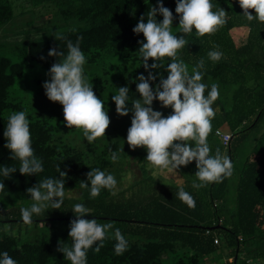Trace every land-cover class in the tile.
Masks as SVG:
<instances>
[{"label": "trees", "instance_id": "obj_1", "mask_svg": "<svg viewBox=\"0 0 264 264\" xmlns=\"http://www.w3.org/2000/svg\"><path fill=\"white\" fill-rule=\"evenodd\" d=\"M16 1L30 3L34 9L51 10L52 6L55 19L78 20L84 25L27 41L18 50L22 57L20 61L8 55L0 43V167L17 168L11 178H4L0 173V181L5 184L4 191L0 192L1 210H5V201L14 207L20 201L29 200L31 195L26 189L39 181L60 178L59 164L61 171L67 172L65 191H77L76 203H83L90 209V214L84 218L126 225L118 224L116 228L128 241V249L122 255H116V241L109 237L98 253L94 251L95 245L88 251L87 264H209L216 255L219 261L223 260L220 264H264V23L256 19L248 21L238 0H211L213 11L223 8L227 12L225 25L202 37H197L195 29L190 34H183L178 29L175 0H163L164 6L176 17L173 34L183 35L188 41L179 50L178 57L188 65L189 71L204 59L205 67L201 71L204 73L202 83L208 85L205 96L213 83L219 85V97L212 105L216 115L211 121L208 143L212 155L219 148L222 154L230 157L233 174L220 183L199 189L192 187L190 180L181 185L195 199L194 209L181 202L177 197L180 186L174 185L153 198L149 202L152 207L146 208L140 202L117 201L119 199L115 200L107 189L101 190L93 199L89 195L90 189L80 188V181H87L86 174L91 168L109 173L114 164L109 149L118 152L120 157L123 147L119 140L109 141L100 154L91 159L83 150L56 137V127L47 118L29 113L22 100L12 96V90L35 64L48 71L57 59H63L48 56L50 48L56 47L66 55L67 40L75 43L82 37L80 48L90 62L116 57L121 65H131L130 69H124L120 82L129 88L131 102L139 99L136 77L139 74L147 76L148 72L139 54L138 41L144 39L143 34H134L132 29L152 5L158 6L157 0H0V31L17 19L19 6ZM249 11L255 14L254 10ZM162 19L158 13L157 20ZM236 28L247 31L239 42L233 34ZM56 36L66 39L57 40ZM210 50L221 51L223 58L218 62L211 61L207 55ZM148 63L153 61L149 59ZM162 63L166 66L170 60L165 58ZM156 71L167 77L164 68ZM158 82L159 77L153 87ZM158 103L153 101V105ZM21 110L26 112L29 120L34 154L43 162L44 170L39 174H21L19 160L11 159L10 150L4 147L7 141L3 133L8 117ZM7 111L9 113L5 114ZM224 125L233 136L227 147L214 140L216 130ZM246 147L248 150L237 166L240 152ZM196 182L199 183L197 177ZM12 212L4 211L7 215L0 217V223L6 222L3 219L23 222L20 214ZM75 218V215L68 218L35 216L32 220L37 225L52 221L51 238L23 241L17 235L2 232L0 253L7 251L17 264H70L62 252L57 251V257L53 254L59 241L68 246L72 244L68 236L70 228L62 227L58 221ZM214 226L218 227L213 229ZM226 250L227 260H224L222 253ZM230 257L233 260H229Z\"/></svg>", "mask_w": 264, "mask_h": 264}, {"label": "clouds", "instance_id": "obj_2", "mask_svg": "<svg viewBox=\"0 0 264 264\" xmlns=\"http://www.w3.org/2000/svg\"><path fill=\"white\" fill-rule=\"evenodd\" d=\"M175 2V13L179 17L178 29L183 34H190L195 29L197 37L211 35L227 22V12L223 8L213 11L211 0ZM238 3L248 21L256 19L264 23V0H238ZM157 5H152L146 15H141L139 22L132 29L134 34L142 33L144 37L138 41L139 54L148 75L139 74L136 77V91L140 98L133 100L129 109V88L121 86L111 99L115 102V110L119 116L132 113L126 136L127 144L132 150L145 148L146 160L153 168L177 172L180 166H187L195 161V176L199 183L193 181L192 187L199 189L211 183H220L224 178L232 176L233 163L219 148L216 149L215 155H212L208 143V136L212 132L211 121L216 115L212 105L219 97V85L213 83L205 96L208 85L202 83L204 73L201 71L205 67L204 59H200L189 71L188 65L178 57L179 50L188 41L183 35L173 34V21L176 17L164 6L163 0H157ZM249 10H254L255 14ZM158 13L163 17L160 21L157 20ZM55 38L66 39L63 36ZM82 39L78 37L75 43L67 40L66 55L56 47L49 49L48 56L63 59H57L52 64L46 73L50 79L44 81L42 86L50 101L62 105L66 126L82 129L83 136L91 144L106 135L111 120L108 111L104 110L103 100L96 95L92 84L84 75L86 57L80 48ZM207 55L213 62L223 58V53L219 50H210ZM165 58L170 60L166 66L162 63ZM41 59L45 57L41 56ZM149 59L153 63L149 64ZM161 68L167 72L166 78L156 71ZM157 77L159 82L153 87ZM153 101H159L163 108H171L172 111L165 116L153 108ZM3 135L7 141L4 147L10 150L11 159L19 160L21 174L27 176L43 172V162L34 154L29 120L25 111L15 112L8 117ZM109 151L111 161H118V152L111 149ZM16 170V167H0L4 178H11V174ZM57 171L60 178H45L26 189L33 203L30 207L21 209L25 224L33 222V214L40 216L49 208H61L65 198L67 172L61 171L59 164ZM86 175L87 181L81 180L80 188L90 189V198L98 197L103 189L109 190L113 196L117 194V180L113 174H106L99 168H91ZM4 189L5 184L0 181V192ZM177 197L189 208H195V199L183 186L178 188ZM71 211L76 217L69 225L68 236L71 237L72 244L68 246L59 241L57 251L62 252L70 264H87L88 251L93 249L94 245V251H100L114 228V222L101 224L95 218H84L90 214V209L83 203H76ZM111 235L116 241L115 254L122 255L128 249V241L119 228H115ZM0 256V264H17L7 251L0 253Z\"/></svg>", "mask_w": 264, "mask_h": 264}, {"label": "rangeland", "instance_id": "obj_3", "mask_svg": "<svg viewBox=\"0 0 264 264\" xmlns=\"http://www.w3.org/2000/svg\"><path fill=\"white\" fill-rule=\"evenodd\" d=\"M23 4L24 3L21 1H16V5L19 6L17 9V19L6 25L0 31V43L4 45L3 48L5 52L15 60L20 61L22 59L18 50H21L27 41L41 38L48 34L60 33L68 29L82 27L84 25V22L78 20L65 21L55 19L51 13L52 9H54L52 6L50 7L51 10L46 8L34 9L30 3ZM246 33L247 31L242 28H236L233 32L237 42H239ZM130 68L131 65H121L116 57L105 60L102 59L97 62H90L86 57L84 75L87 81L92 84L93 91L96 95L103 100L104 110L108 111L111 120L109 127L106 129V135L96 139L91 144H89L83 136L82 129H77L75 127L68 128L66 126L64 123L62 105L59 102H52L46 97L42 85L43 82L49 80L50 77L46 75L48 71L38 64H35L29 69L25 76L17 82L14 90H12V96L22 100L29 113L47 118V120L56 127V137L65 143L83 150L91 159H94L95 156L100 154L105 144L109 141L119 140L124 150H122L118 161L114 162L112 168L109 169V173L113 174L117 180V194L114 196V199H119L117 201H127L132 204H138L140 202L142 206L144 205L146 208H151L152 206L150 203L153 198H157L164 189H167L171 185H184L188 180L192 182L196 181L195 172L197 168L195 161H193L187 166H180L177 172H169L167 170L161 171L153 168L146 160L147 151L145 148L140 147L132 150L128 146L126 136L127 130L131 125L132 113L129 112L127 116H119L115 110V102L111 97L118 92L119 87L123 86L120 82V76L124 72V69ZM128 107L129 109L132 107L130 100L128 102ZM153 108L161 111L165 116L172 111L171 108H163L160 103L153 105ZM8 113L7 111L5 114ZM221 130L229 131L227 125H224ZM214 140L215 142L223 144L221 137L217 134ZM248 145H250V143ZM247 150L248 147L240 152L241 156L236 163L237 166L242 162ZM77 196H79L77 191H65V198L61 208H49L40 216H47L50 218L73 217L74 213L71 210L76 204L77 198L75 197ZM6 203H9V201L4 202L5 207H3L5 212L6 210L9 212L13 211L12 213L21 215V209L30 207L33 201L31 198L26 201H20L14 207ZM4 211L1 210L0 207V217L7 215ZM34 215L35 214H33V217L36 216ZM3 220H6V222L0 223V233H15V235L20 237L23 241L49 240L53 233V229L50 227L52 221L39 222L37 225V223L34 222L25 224L24 222H11L12 219ZM96 220L101 224L114 222V228L110 231L109 237H112L111 233L114 232L118 224L122 227L126 226L117 221L106 219ZM70 221L71 220H63L58 222L61 223L62 227L70 228ZM226 251L228 252V250ZM56 255L57 247L55 248L53 256L57 257ZM222 261L223 260H221L220 263H222Z\"/></svg>", "mask_w": 264, "mask_h": 264}, {"label": "built area", "instance_id": "obj_4", "mask_svg": "<svg viewBox=\"0 0 264 264\" xmlns=\"http://www.w3.org/2000/svg\"><path fill=\"white\" fill-rule=\"evenodd\" d=\"M216 134L219 135L223 141V145L225 147L230 145V142L232 140V133L230 132H226V131H222L221 129L216 130ZM217 243L219 242V239L216 238L215 240Z\"/></svg>", "mask_w": 264, "mask_h": 264}, {"label": "crops", "instance_id": "obj_5", "mask_svg": "<svg viewBox=\"0 0 264 264\" xmlns=\"http://www.w3.org/2000/svg\"><path fill=\"white\" fill-rule=\"evenodd\" d=\"M226 132H229V131H226ZM226 253H227V251H225L224 253H222L223 254V257H224V260H227ZM228 259L229 260H233V257H230ZM209 264H220L219 256L218 255L213 256L212 261Z\"/></svg>", "mask_w": 264, "mask_h": 264}, {"label": "water", "instance_id": "obj_6", "mask_svg": "<svg viewBox=\"0 0 264 264\" xmlns=\"http://www.w3.org/2000/svg\"><path fill=\"white\" fill-rule=\"evenodd\" d=\"M218 226H214V227H212L213 229H216ZM237 256V255H236Z\"/></svg>", "mask_w": 264, "mask_h": 264}]
</instances>
